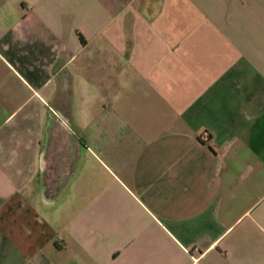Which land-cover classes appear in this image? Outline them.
Here are the masks:
<instances>
[{
	"label": "crops",
	"instance_id": "crops-1",
	"mask_svg": "<svg viewBox=\"0 0 264 264\" xmlns=\"http://www.w3.org/2000/svg\"><path fill=\"white\" fill-rule=\"evenodd\" d=\"M0 264H264V0H0Z\"/></svg>",
	"mask_w": 264,
	"mask_h": 264
},
{
	"label": "water",
	"instance_id": "water-1",
	"mask_svg": "<svg viewBox=\"0 0 264 264\" xmlns=\"http://www.w3.org/2000/svg\"><path fill=\"white\" fill-rule=\"evenodd\" d=\"M61 120H64V119L61 117Z\"/></svg>",
	"mask_w": 264,
	"mask_h": 264
}]
</instances>
